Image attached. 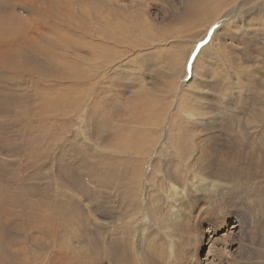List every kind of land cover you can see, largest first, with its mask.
<instances>
[{
  "label": "rangeland",
  "instance_id": "1",
  "mask_svg": "<svg viewBox=\"0 0 264 264\" xmlns=\"http://www.w3.org/2000/svg\"><path fill=\"white\" fill-rule=\"evenodd\" d=\"M247 1L0 0V264H264Z\"/></svg>",
  "mask_w": 264,
  "mask_h": 264
},
{
  "label": "bare ground",
  "instance_id": "2",
  "mask_svg": "<svg viewBox=\"0 0 264 264\" xmlns=\"http://www.w3.org/2000/svg\"><path fill=\"white\" fill-rule=\"evenodd\" d=\"M228 1V2H227ZM237 1L238 0H232L230 3H229V0H209V2H214L215 3V5L217 6L216 8H214V9H212V10H210L209 12H207L206 14L207 15H211L212 14V12H213V14H212V18L208 21V22H206L205 24H204V26L207 28V31L208 30H210V28L212 29V28H214V27H217L216 29H217V31H219L220 29H223L224 28V26H226V27H230V25H232V24H234V19L236 20L238 17H239V15H241V14H236V17L234 18V19H231L232 17H230L233 13H232V10L235 8V5H236V3H237ZM249 1V0H248ZM248 1L247 2H245V3H243L241 6H238V12L237 13H239V10L240 9H242V8H244L245 6H247L248 5ZM259 1V0H258ZM263 4V7H261V9H262V11H264V2L262 3ZM259 8V7H258ZM207 9V8H206ZM228 9V10H227ZM203 10V9H202ZM201 10V11H202ZM226 11V12H225ZM262 11H259L257 14L259 15ZM206 12V11H205ZM225 12V13H224ZM255 12V11H254ZM199 13H201V12H199ZM222 13H224L223 15H222ZM220 15H222V16H220ZM225 17H230L228 20H225V21H220L221 19H223V18H225ZM222 25V26H221ZM235 25V24H234ZM233 25V26H234ZM216 31V32H217ZM215 32V33H216ZM197 59V58H196ZM95 78V77H94ZM185 85V84H184ZM184 87V86H183ZM264 113V112H263ZM262 114V113H261ZM260 115V114H259ZM214 117V116H213ZM250 117V116H249ZM237 121H239V120H237ZM258 121V120H257ZM264 121V120H263ZM259 122V121H258ZM237 125V124H236ZM241 125H243V124H241ZM220 126V125H219ZM247 126V125H246ZM227 127V126H226ZM230 127V126H229ZM228 127V128H229ZM239 127H240V125H239ZM248 127V126H247ZM260 127V126H259ZM242 128V127H241ZM249 128H251V127H249ZM256 128V127H255ZM158 129H160V128H158ZM157 129V130H158ZM213 130V129H212ZM244 130V129H243ZM250 130V129H249ZM251 130H252V128H251ZM209 131V130H208ZM256 131V130H255ZM259 131V130H258ZM158 132V131H157ZM159 132H162L161 130L159 131ZM231 133V132H230ZM240 133H242V131L240 132ZM159 134V133H158ZM255 134V133H254ZM225 135H226V133H225ZM239 135V134H238ZM243 135H245V134H243ZM251 136V135H250ZM254 136V135H253ZM240 137V136H239ZM250 138V137H249ZM252 138V137H251ZM254 138V137H253ZM232 142V141H231ZM225 146V145H224ZM227 146V145H226ZM245 146V145H244ZM199 150V149H198ZM184 164H185V162H184ZM202 166V165H201ZM196 167V166H195ZM192 168V164H188V167L186 168L187 170V172H189L190 171V169ZM193 170H197L199 173L198 174H204L202 171H201V169H200V167L198 166V169H195V168H193ZM212 186V183L210 184V187ZM179 194H180V192H178ZM181 195H183V193L181 192ZM213 224H217V222H214ZM216 228H219V227H217V226H215ZM230 234V233H229ZM197 249V248H196ZM194 262V261H193ZM193 262L191 261H189L188 262V264H193ZM197 263V262H196ZM199 264V263H198Z\"/></svg>",
  "mask_w": 264,
  "mask_h": 264
}]
</instances>
